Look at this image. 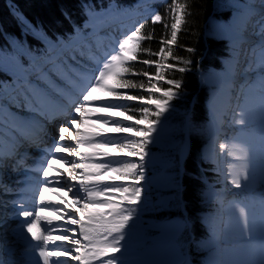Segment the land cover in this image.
I'll use <instances>...</instances> for the list:
<instances>
[{"label":"snow or ice","instance_id":"6c2138e0","mask_svg":"<svg viewBox=\"0 0 264 264\" xmlns=\"http://www.w3.org/2000/svg\"><path fill=\"white\" fill-rule=\"evenodd\" d=\"M140 3L82 0L83 23L64 14L71 35L49 32L18 9L13 12L21 35L0 46V195L18 196L11 210L37 257L35 264H129L124 253L150 203L141 183L146 181L150 146L160 142L175 114L173 101L183 99L182 81L170 74L186 73L192 66L190 58L176 55L172 47L178 45L186 17L192 14L189 6L180 0H154L150 15H142L131 28L116 22ZM220 7L223 22L209 25L208 30L229 47V67L220 82L226 106L217 110L215 96L221 89L216 87L209 108L217 128L214 139L225 126L232 134L225 133L218 144L226 165L216 168L223 181L218 202L225 208L224 193L232 186L253 194L247 199L259 203L260 215L257 219L244 200H227L223 231L214 227L210 238H196L194 222L186 218L177 234L185 257L178 264H202L197 255L206 249L213 257L207 264H264V0L253 4L223 0ZM169 15L170 24L164 22ZM102 19L111 22L100 26L96 22ZM147 21L162 22L165 29L156 51L144 46L155 39L154 29L144 31ZM138 64L143 67L137 68ZM251 89L258 91L255 109L246 94ZM192 109L186 110L182 138L174 144L181 159L190 152L193 134H203L193 123ZM257 135L260 155L254 163L253 146L244 137ZM29 149L38 155L29 156ZM9 162L25 176L16 189L3 182ZM167 167L175 172L161 173L160 187L178 191L180 161L170 156ZM49 194L59 199L52 200ZM174 199L161 194L153 210H168ZM223 250L230 257L217 259ZM0 264L16 262L0 260Z\"/></svg>","mask_w":264,"mask_h":264},{"label":"trees","instance_id":"16d2710c","mask_svg":"<svg viewBox=\"0 0 264 264\" xmlns=\"http://www.w3.org/2000/svg\"><path fill=\"white\" fill-rule=\"evenodd\" d=\"M137 0H120L122 5H131ZM96 3H107L108 0H95ZM186 3L188 11L192 13L186 17V24L182 26L181 32L178 35V45L172 46L175 54L181 57L190 58L192 60L191 70L186 73L174 72L170 74L171 78L180 79L183 87L180 89V95L183 99L173 101L176 107L175 114L172 115L166 127L174 124L179 128L178 132H166L160 142L150 146L151 153L157 156L163 154L175 156V151L168 150L167 146L173 140L182 138L181 130L185 127L186 110L192 109V120L197 128L202 130V135L191 137L190 152L185 161V174L180 179V187L175 189H162L161 187L154 188V194L174 193L176 204H183L187 211L188 218L194 222V232L196 238L204 235V220L205 215L218 213L216 204L202 205V191L205 185L197 178L204 171L211 182H219L220 176L214 172V168L210 162H204L201 159V149L208 140V132L205 130L208 119V111L206 108V100L209 97V91L204 86L200 78L206 75L211 69L221 67V58L228 55V45L225 40L214 37L209 33L208 26L214 25L218 21L224 20L225 12H223L220 4L223 0H180ZM10 3L22 12L33 23H41L49 32L61 34H70L71 27L64 20V14H69L73 17L74 22L83 23L84 17L81 15L80 8L82 0H0V46H4L6 41H11L13 37L21 35V26L17 23L13 16ZM161 13H165V7L158 5ZM164 22L171 23L170 15L166 16ZM154 29L155 39L145 41L144 46H151L156 51L161 45L159 43L162 34H165L163 23L153 24L151 21L146 22L145 32ZM29 43L34 42L31 37L28 38ZM179 46L195 49L194 52L181 50ZM142 58H155L145 56ZM169 62H172L171 60ZM183 66V65H181ZM137 68H142V65H136ZM153 71V69H148ZM133 79H142V77H130ZM167 86V85H165ZM168 115V114H166ZM163 119V118H162ZM165 127V128H166ZM167 149V151L165 150ZM203 169V170H202ZM157 170L156 166H152L151 172ZM197 176V177H196ZM180 198V199H179ZM155 206H146V210L141 213L145 218L154 223H163L170 220L175 215L183 217V211L178 208L175 211L160 210L154 211ZM156 231L149 232L150 236H155ZM205 253L197 255V260L202 262ZM192 259V256H191Z\"/></svg>","mask_w":264,"mask_h":264},{"label":"bare ground","instance_id":"6f19581e","mask_svg":"<svg viewBox=\"0 0 264 264\" xmlns=\"http://www.w3.org/2000/svg\"><path fill=\"white\" fill-rule=\"evenodd\" d=\"M257 2H258V0H249L250 4L257 3ZM144 4H145L144 2L140 3L139 7H138V9L136 11L130 13L129 15L122 16V17L118 18V20L116 22L119 23L122 27L131 28L140 19V17L144 14V13H142L140 11L141 7ZM108 22H111V21L107 20V19H102V20H98L96 23L98 25H100V26H103L105 23H108ZM224 79H225V75H224ZM246 94L248 96L249 106L252 107L253 109H255L257 107V105H258V91L256 89L246 90ZM216 96L217 97L215 98V104H216L217 110L218 111H223L225 106H226V103H225L226 102V97H225L222 85H221V90L216 94ZM229 111H231V110H229ZM210 123H211V121H210ZM211 126L214 128L215 134H213V138L210 141V143L207 144L203 148V152L206 153V154L212 153V154L216 155L217 158L219 159L220 163H221V167L224 168L226 165H225L224 161L222 160L221 155L219 153L218 144L220 142L224 141L225 133L227 135H229V136L232 133L225 126V132L219 133V137L217 139H214V137H217V128L212 123H211ZM105 131L108 132L109 129H105ZM54 135H56V131L54 132ZM244 139L253 146L254 163H258V159H259V155H260L258 135L257 136H246V137H244ZM9 147L10 146L7 145V143H6L4 150H6V149L8 150ZM109 151H111V149H109ZM29 152L31 154V157H34L33 154L36 153L35 150L34 149H30ZM185 159L186 158H184V159L180 158L181 162L184 161ZM58 166L61 167V168L64 167L63 164H58ZM11 177L12 178L13 177L17 178V179H15V181L17 180L18 182L21 179H25L24 174L20 175L19 173H16V172H13ZM253 177H254V179H256L258 181V179H259L258 172L255 171V170L253 171ZM18 182L14 183V186H13L12 189L18 188V186H19ZM141 183L145 186V189H147L148 186L151 184V178L146 176V181L141 182ZM219 194H218V197H219ZM224 194L226 196L225 208H224L223 214H222V216L224 218H225V216L226 217L228 216L227 200H231V199L244 200V202L246 204L250 203L251 207H252V210H253V212L256 215V218L257 219L259 218V215H260L259 203L257 201H251V200L247 199V197H250V196L253 195L252 193L242 192L240 189H235L234 187L229 186L226 189ZM9 195H10L9 199L6 200V202H5L7 206L3 205L5 199L3 200V203L0 204V205H2V207H0V238L3 239V243L0 244V260H5V261H9V262H13L14 261V262H16V264H19L20 261H23L24 264H35V261L37 260V257L31 251V249L28 247V241L24 239V234H22L18 230L19 229L18 223H17V227L18 228H13L12 227V223L9 224V225H6L7 221L16 222L15 218H14V214H13L11 209H12L13 200L17 199L18 197L15 194V192L10 193ZM49 195H50V198L52 200L59 199L56 196H53L51 194H49ZM63 195L65 197L69 196V194L67 192L63 193ZM209 196L212 197L211 194ZM70 203H71V200L69 199V204ZM4 214L7 215V216H4ZM142 220L143 219H140V221L138 223V228L135 230V234L131 238L133 240H136V242H138V243H140L143 240L142 237L144 235V233L142 231L143 230ZM182 227H183V221L182 220H175L170 225L166 226L165 229L166 230H170V231L174 232L175 234H177V233H179L182 230ZM20 236H23V238L21 240H19ZM133 242H134V244L133 243H131V244L129 243V245H130L129 250L124 253L125 258L129 262V264H135V263H138V262L140 264H175L173 259L172 260H171V258L163 259L162 256L158 255V254L161 253L162 250L164 251L166 256L167 255H171V253L167 250V248H168L167 246H165L164 244H160L159 245L158 243L155 244L156 246H153L151 248V254L149 256H143V257L138 256L136 258L134 256L135 252H132V251H135L136 249H138L141 246L137 245L135 243V241H133ZM170 245H172V244H170ZM20 246H22V248H23L22 251H19L20 250ZM171 248H172V246H171ZM140 252H142V251H140ZM175 254H177V253H175ZM230 255L231 254L227 250H223V251H221L220 255L218 257H216V258L220 259V260H226V259H228L230 257ZM256 258L257 259L259 258L258 255H257ZM210 259H213V258H208V260H210Z\"/></svg>","mask_w":264,"mask_h":264},{"label":"rangeland","instance_id":"374dc122","mask_svg":"<svg viewBox=\"0 0 264 264\" xmlns=\"http://www.w3.org/2000/svg\"><path fill=\"white\" fill-rule=\"evenodd\" d=\"M146 3L145 0L141 1V3ZM147 4H144L141 8H144L146 7ZM141 10V9H140ZM144 11H147L149 12V14L151 13V9L150 7H147V8H144L143 9ZM223 12H224V9H221ZM12 11H16V9L13 7L12 8ZM142 12V11H141ZM223 22V21H222ZM221 22V23H222ZM229 54L227 57L223 58L221 60L222 62V66L220 69H213L211 70L210 73H208V75H206L203 79V82L205 83V85H207V87L209 88V93H210V99H209V102L210 100L212 99L213 97V92L215 90L216 87H220L221 89V81L224 80V75H225V72H224V69L228 68L229 67ZM218 93V92H217ZM216 93V94H217ZM217 96H215L216 98ZM208 107H209V104H208ZM210 110V108H209ZM211 121V120H210ZM208 129L210 131V140L208 142V144L210 143V141L212 140L213 138V134H215L214 132V128L211 126V123L209 122L208 123ZM54 135V134H53ZM163 135V133H161V136ZM177 141H173V143L167 147L168 150H172L174 149L175 150V156H177L178 154V160L180 161V149L179 147H174V144L176 143ZM167 149H165L167 151ZM173 151V150H172ZM204 153V152H203ZM204 156L205 157H208V158H212L213 161L215 162L216 165L219 164V166L221 167V163L219 161V159L217 158L216 155L212 154V153H204ZM169 155H166V154H163V152H161V155L160 156H157V155H154L152 154L151 157H150V160L149 162L146 163V176L147 177H150L151 178V184L148 186V188L146 189V196L148 197V199L150 200V203L149 204H157V201L159 199V196L153 194V188L155 186H159L161 181L159 180V176L161 173H168V174H173L175 172V168H168L167 167V164H168V161H169ZM187 157V156H186ZM210 158V159H211ZM183 162V161H182ZM213 162V163H214ZM156 166V168H162V171L159 172V173H155V174H150V170L152 169V166ZM217 167V166H216ZM222 168V167H221ZM153 181V182H152ZM221 189L223 188V181H221ZM220 191V190H218ZM213 195L212 197L209 196V195ZM9 195V194H8ZM206 201L209 202L212 200V198H216L217 201H218V196L216 197V193L214 190H211L208 191L206 194ZM155 197V198H153ZM173 202V201H171ZM170 202V203H171ZM205 203V202H204ZM179 208L181 207L180 205L178 206ZM223 210V209H222ZM223 214V213H222ZM4 216H7L4 214ZM206 218V217H205ZM226 218V216H225ZM224 217H219V220H220V223H219V220H215V218H213V216H209L207 219H206V225L204 228H206V235L204 237H209L211 236V233H212V230L213 228L215 227L217 229L218 232L222 233L223 231V225L221 223L222 219H225ZM140 219H143L142 220V224H143V237H142V241L140 243L136 242V240H133V239H130L129 240V243H133V241H135V243L141 247H139L138 249H136L135 251H132V252H135V257L137 258L138 256L140 257H143V256H149L151 254V248L153 246H156L155 244H164L165 246H167V250L171 253V255H165L164 251L162 250L160 254V256L163 257V259H169L171 258V260L173 259V261L175 262V264H178L179 261L183 260L185 257L184 255L182 254V251H181V248L179 247V244L174 240V235L173 233H170L169 231H164L163 228L164 226H167L168 224L166 223H163V224H155V223H150L147 219L143 218L140 216ZM186 219V218H185ZM185 219H182L183 223H184V220ZM9 222V223H8ZM12 223V227L13 228H18L17 227V222H11V221H7L6 225H9ZM153 230H157V235L155 236V238L153 237H149L148 236V233L153 231ZM23 238V236H20L19 237V240H21ZM162 242V243H161ZM176 242V243H175ZM172 244V245H170ZM172 246V248H171ZM171 248V249H170ZM174 249V250H173ZM23 248L22 246H20V250L19 251H22ZM207 250V249H206ZM205 250V251H206ZM142 251V252H140ZM172 251V252H171ZM144 253V254H143ZM163 253V254H162ZM177 253V254H175ZM137 255V256H136ZM175 258V259H174ZM188 258V257H187ZM209 258H213L211 253L209 255ZM150 259V258H149ZM148 259V260H149ZM135 264H140L139 262L138 263H135ZM207 264V261L206 263Z\"/></svg>","mask_w":264,"mask_h":264}]
</instances>
